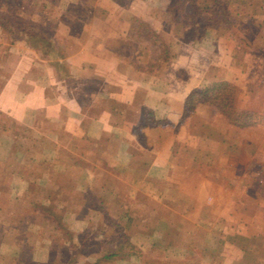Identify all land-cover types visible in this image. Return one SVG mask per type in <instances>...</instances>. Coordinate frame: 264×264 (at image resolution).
I'll list each match as a JSON object with an SVG mask.
<instances>
[{
  "label": "crops",
  "instance_id": "0c3cea01",
  "mask_svg": "<svg viewBox=\"0 0 264 264\" xmlns=\"http://www.w3.org/2000/svg\"><path fill=\"white\" fill-rule=\"evenodd\" d=\"M41 1L38 27L76 49L42 58L0 29V264H241L249 248H201L226 219L204 200L215 137L193 127L213 111L201 102L183 111L193 89L236 77L240 46L264 35V12L234 23L236 0ZM142 27L177 49L155 54ZM201 249L207 257L189 262Z\"/></svg>",
  "mask_w": 264,
  "mask_h": 264
},
{
  "label": "rangeland",
  "instance_id": "374dc122",
  "mask_svg": "<svg viewBox=\"0 0 264 264\" xmlns=\"http://www.w3.org/2000/svg\"><path fill=\"white\" fill-rule=\"evenodd\" d=\"M119 1L121 6L122 4L127 5V0ZM261 2L257 0L253 8H246L244 5L245 0H236V2H232L236 4L231 5V9L236 12L229 13L227 17L234 23L237 15H244L245 17L247 14L253 13V17L258 18L259 12H264V0ZM162 4L163 0H153V6L160 7L163 6ZM220 7L222 6L217 1L215 8L217 14L214 19L216 23L221 19L218 17V14L220 16ZM45 11L46 6L41 0H0V17H9L20 25L28 23L38 26ZM180 17L183 19V15ZM76 29L74 27L73 31L77 32ZM233 30L238 34L242 31L240 28L235 27H233ZM251 30L252 32L255 31L254 28H251ZM147 31L149 30L142 27L139 37L154 43L152 47L155 54L169 57L171 51L177 49V45L173 40H168L169 44H157L156 42L159 41L154 38L152 33ZM244 31L246 30L244 29ZM260 32L261 29L258 34ZM7 34L5 37L8 41L12 36L9 33ZM193 34L191 30H188L186 33L187 39L191 40ZM258 34L253 35V43L250 46H240V48H247L248 50L243 53L241 51L240 70L235 78L227 81L233 86L231 88L232 93L221 90V98L219 97L213 105L201 102L209 104L212 108L213 112L205 110L202 113L211 125L197 124L195 120L193 125L200 134L215 137L214 144H216V147L213 143L210 144V149L213 148L215 158H204L208 161V164L213 162V164H209V167L212 165L216 168L214 173H209L207 176L210 185L208 191L204 192V200L208 204L217 203L216 206L221 210V215H226V219L220 217L219 221L216 222L215 228H212V230L214 229V235L209 240L204 239L201 248L221 250L223 247L227 248L229 244H234L237 248H240V246L241 248H249V251L247 250L248 252L241 256V264H264V35L259 38ZM258 38L260 41H258ZM73 41L76 40L73 39ZM61 46L63 48L67 46L69 51H75L76 49V46L72 43ZM164 47H167V49L162 53L161 50H164ZM199 47L206 49L207 45H199ZM142 50L146 49L143 45H139L138 51ZM257 52L262 55L263 59L254 54ZM217 55L218 53H216ZM143 63H137L135 67L151 66L159 68L161 65L163 66L158 61L148 62L147 66ZM192 64L196 65L194 67L198 68L197 72L201 73L206 62L197 58ZM180 72L182 77L186 76L185 72ZM203 87L204 85L199 88ZM225 97L232 98V101L227 103L231 105V108L226 104ZM223 108L225 112L222 111ZM200 159L202 160V158ZM5 225L6 222L0 221L2 228H6ZM246 228L252 234L248 238L242 234L246 231ZM197 253H190L189 262L197 259L202 261L208 255L202 252V249Z\"/></svg>",
  "mask_w": 264,
  "mask_h": 264
},
{
  "label": "trees",
  "instance_id": "16d2710c",
  "mask_svg": "<svg viewBox=\"0 0 264 264\" xmlns=\"http://www.w3.org/2000/svg\"><path fill=\"white\" fill-rule=\"evenodd\" d=\"M181 1L188 3L193 8H198L199 6H202V1H199V0L198 1L197 0H178V3L180 4ZM176 2L177 0H175L174 2L175 5L178 4ZM0 29L3 31L5 35L9 33L12 36L9 39V41L11 42L15 40L24 41L27 47L38 51L42 58L57 59L59 56L62 57L65 53L64 48L61 45H58L57 43H55L53 39H51V37L47 33H45L43 30H41L38 26L31 25L28 23H24L20 25L12 21L11 18L9 17H0ZM156 40L159 41V42H156L157 44L162 45L165 43V41L160 39L159 36H156ZM166 49L167 47H164V50H161V52L163 51L162 53H164ZM64 63L65 62H60L59 68L61 69V73H60L62 74L61 77L63 76L66 79L68 78L67 77L68 74H65L66 68L64 66ZM232 87L233 86L231 85L230 82L217 80V81L208 82L207 84L204 85L203 88L198 87V88L193 89L185 98L183 116L191 112L193 108L195 107L196 103L198 102H206L211 105L215 104L216 100L219 99V97L221 98L220 91L225 90L227 93L228 92L232 93L231 91ZM224 99H226V104L232 101L231 97L230 98L225 97ZM227 105H229L231 108L230 104H227ZM222 111L225 112V109Z\"/></svg>",
  "mask_w": 264,
  "mask_h": 264
}]
</instances>
